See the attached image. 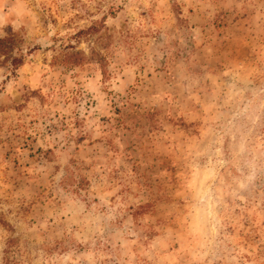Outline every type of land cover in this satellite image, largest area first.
<instances>
[{
	"label": "rangeland",
	"instance_id": "rangeland-1",
	"mask_svg": "<svg viewBox=\"0 0 264 264\" xmlns=\"http://www.w3.org/2000/svg\"><path fill=\"white\" fill-rule=\"evenodd\" d=\"M0 264H264V0H0Z\"/></svg>",
	"mask_w": 264,
	"mask_h": 264
}]
</instances>
